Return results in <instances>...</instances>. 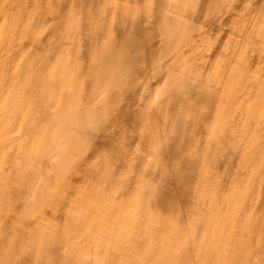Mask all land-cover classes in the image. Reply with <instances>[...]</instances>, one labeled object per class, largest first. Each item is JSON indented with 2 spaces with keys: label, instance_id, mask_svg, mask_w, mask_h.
<instances>
[{
  "label": "rangeland",
  "instance_id": "obj_1",
  "mask_svg": "<svg viewBox=\"0 0 264 264\" xmlns=\"http://www.w3.org/2000/svg\"><path fill=\"white\" fill-rule=\"evenodd\" d=\"M0 264H264V0H0Z\"/></svg>",
  "mask_w": 264,
  "mask_h": 264
},
{
  "label": "bare ground",
  "instance_id": "obj_2",
  "mask_svg": "<svg viewBox=\"0 0 264 264\" xmlns=\"http://www.w3.org/2000/svg\"><path fill=\"white\" fill-rule=\"evenodd\" d=\"M24 1H26V0H24Z\"/></svg>",
  "mask_w": 264,
  "mask_h": 264
}]
</instances>
